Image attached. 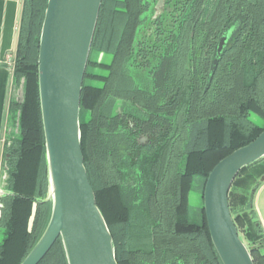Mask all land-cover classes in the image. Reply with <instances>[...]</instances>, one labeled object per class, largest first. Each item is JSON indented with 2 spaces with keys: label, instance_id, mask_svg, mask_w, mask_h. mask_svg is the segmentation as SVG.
<instances>
[{
  "label": "trees",
  "instance_id": "1",
  "mask_svg": "<svg viewBox=\"0 0 264 264\" xmlns=\"http://www.w3.org/2000/svg\"><path fill=\"white\" fill-rule=\"evenodd\" d=\"M47 5L23 2L14 80L25 81L26 94L23 104L10 103L20 135L4 147L0 264H22L52 212L38 63ZM237 18V34L213 64ZM252 115L264 119V0H103L81 96V143L118 264H222L204 208L200 223L191 220L190 195L198 188L203 198L215 166L262 133ZM243 176H264V158L240 172L229 195L238 231L248 225V243L241 239L254 264H264L254 206L262 183L237 208L231 200ZM40 264H68L61 239Z\"/></svg>",
  "mask_w": 264,
  "mask_h": 264
},
{
  "label": "water",
  "instance_id": "2",
  "mask_svg": "<svg viewBox=\"0 0 264 264\" xmlns=\"http://www.w3.org/2000/svg\"><path fill=\"white\" fill-rule=\"evenodd\" d=\"M103 0H48L39 51V91L51 217L22 264H40L61 239L68 264H118L114 238L97 205L82 149L81 96ZM264 158V128L221 160L203 194L208 230L222 264H254L231 213L240 172ZM264 181V179H263ZM6 193L0 190V198Z\"/></svg>",
  "mask_w": 264,
  "mask_h": 264
},
{
  "label": "crops",
  "instance_id": "3",
  "mask_svg": "<svg viewBox=\"0 0 264 264\" xmlns=\"http://www.w3.org/2000/svg\"><path fill=\"white\" fill-rule=\"evenodd\" d=\"M24 0H0V190L5 182L3 170L4 140L8 128L10 103L12 99L13 73L8 69L6 60L17 49L19 27ZM111 56L99 55L97 60L110 63ZM202 205L204 204L203 198ZM255 210L264 229V181L259 188ZM203 207V206H202Z\"/></svg>",
  "mask_w": 264,
  "mask_h": 264
},
{
  "label": "rangeland",
  "instance_id": "4",
  "mask_svg": "<svg viewBox=\"0 0 264 264\" xmlns=\"http://www.w3.org/2000/svg\"><path fill=\"white\" fill-rule=\"evenodd\" d=\"M240 25H241V18H237L234 21V23L230 26L228 31L224 34V36L221 38V40L218 42L217 49L215 51L214 58H213V64H215L217 62V60H218L219 56L221 55V53L223 52V50L229 46L232 39L237 34V32L240 28ZM92 58H93L92 60H95L98 57H96V55L93 54ZM9 61L13 64V72L12 73H13V78H15L16 61H17L16 51L14 52V54L10 55ZM102 61H104V60H102ZM110 61H111V59H110ZM90 70L93 71V68ZM25 86H26L25 81H22L21 84L16 85L15 80L13 79L11 101H16V102H19L21 104L24 103L25 94H26ZM19 115H20L19 112H16V113L11 114V115L9 113L8 128H7V133H6V137L4 140V147H5V144L7 142H9L12 139L18 138L20 135L19 123H18ZM87 119H89V117ZM250 119L255 125L264 128V119L261 118L260 116L252 115L250 117ZM3 156L4 157H3V167L2 168H3L4 173H5V182H4V185L2 187V190L5 191L6 181L8 178V167H7L8 159L5 158V154ZM245 179H246V176L241 177L239 179L237 185H235L233 190H232V199L231 200H232L233 206H235L236 208L238 206H240V203L242 201L241 200L242 196L243 195L249 196L251 189L253 190L257 184H260L263 182L264 176L257 178L256 179L257 182L256 181L248 182ZM257 192L255 193V197H256ZM190 206H191V220L195 223H200L201 222V219H200L201 210L200 209L202 208L203 205H202L201 194H200L198 188L196 189V191H194L190 195ZM247 228H248V225H244L243 227L241 226L239 233H240V237L248 243V240L246 239ZM3 239H4V232H3V230L0 229V243L3 241Z\"/></svg>",
  "mask_w": 264,
  "mask_h": 264
},
{
  "label": "built area",
  "instance_id": "5",
  "mask_svg": "<svg viewBox=\"0 0 264 264\" xmlns=\"http://www.w3.org/2000/svg\"><path fill=\"white\" fill-rule=\"evenodd\" d=\"M10 60V56L8 57V59L6 60V64L8 66L9 70H12L13 72V64L9 61Z\"/></svg>",
  "mask_w": 264,
  "mask_h": 264
},
{
  "label": "flooded vegetation",
  "instance_id": "6",
  "mask_svg": "<svg viewBox=\"0 0 264 264\" xmlns=\"http://www.w3.org/2000/svg\"><path fill=\"white\" fill-rule=\"evenodd\" d=\"M161 7V5H159V8Z\"/></svg>",
  "mask_w": 264,
  "mask_h": 264
}]
</instances>
